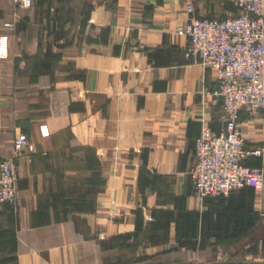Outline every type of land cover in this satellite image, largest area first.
Masks as SVG:
<instances>
[{"label": "crops", "instance_id": "0c3cea01", "mask_svg": "<svg viewBox=\"0 0 264 264\" xmlns=\"http://www.w3.org/2000/svg\"><path fill=\"white\" fill-rule=\"evenodd\" d=\"M188 2L0 0V158L19 132L35 144L16 160L17 204L0 207V264H204L242 242L264 258V184L194 192L196 141L225 114L217 72L177 33ZM240 123L246 148L262 150L247 162L264 165V113Z\"/></svg>", "mask_w": 264, "mask_h": 264}, {"label": "built area", "instance_id": "2783aa9c", "mask_svg": "<svg viewBox=\"0 0 264 264\" xmlns=\"http://www.w3.org/2000/svg\"><path fill=\"white\" fill-rule=\"evenodd\" d=\"M15 2L30 8L34 0ZM195 2L189 0L187 22L177 33L188 37L187 56L217 72L219 85L213 93L222 98L225 114L222 130L204 123L196 141L190 173L195 195L204 200L264 184V165L247 162L250 155H262V150L246 148L240 123L242 111L264 113V0H235L241 12L226 18L198 14ZM7 41L8 36H2L1 49H7ZM41 132L49 134L47 125H41ZM14 145L11 157L0 158V207L17 204L16 160L35 149L26 132L16 135Z\"/></svg>", "mask_w": 264, "mask_h": 264}, {"label": "rangeland", "instance_id": "374dc122", "mask_svg": "<svg viewBox=\"0 0 264 264\" xmlns=\"http://www.w3.org/2000/svg\"><path fill=\"white\" fill-rule=\"evenodd\" d=\"M14 154V153H13ZM242 254H239L238 256H223L222 258H212L210 260H208L207 263L209 262H235V263H241V262H253V261H258V262H264V258L262 259L261 257L256 258L254 256H250L249 255V249H248V242H242ZM162 264V263H160ZM180 264H194V262H190V263H180ZM206 264V262L204 263Z\"/></svg>", "mask_w": 264, "mask_h": 264}, {"label": "water", "instance_id": "95a60500", "mask_svg": "<svg viewBox=\"0 0 264 264\" xmlns=\"http://www.w3.org/2000/svg\"><path fill=\"white\" fill-rule=\"evenodd\" d=\"M228 263H232V262H228ZM206 264H224V262H211ZM251 264H264V262L253 261L251 262Z\"/></svg>", "mask_w": 264, "mask_h": 264}, {"label": "trees", "instance_id": "16d2710c", "mask_svg": "<svg viewBox=\"0 0 264 264\" xmlns=\"http://www.w3.org/2000/svg\"><path fill=\"white\" fill-rule=\"evenodd\" d=\"M224 264H251V262H241V263H235V262L228 263V262H224Z\"/></svg>", "mask_w": 264, "mask_h": 264}]
</instances>
